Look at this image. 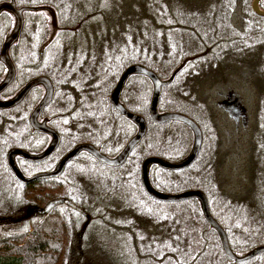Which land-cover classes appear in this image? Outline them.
<instances>
[{
  "label": "trees",
  "instance_id": "trees-1",
  "mask_svg": "<svg viewBox=\"0 0 264 264\" xmlns=\"http://www.w3.org/2000/svg\"><path fill=\"white\" fill-rule=\"evenodd\" d=\"M251 2L0 0V87L3 57L14 71L0 88V264H264V17ZM134 66L149 73L131 71L114 102ZM156 80L157 115L193 121L198 145L188 123L153 115ZM135 137L116 164L82 149L24 181L80 145L117 159ZM144 171L157 195L198 194L157 197Z\"/></svg>",
  "mask_w": 264,
  "mask_h": 264
},
{
  "label": "water",
  "instance_id": "water-1",
  "mask_svg": "<svg viewBox=\"0 0 264 264\" xmlns=\"http://www.w3.org/2000/svg\"><path fill=\"white\" fill-rule=\"evenodd\" d=\"M259 3H260V0H252L251 2V8H252V11L256 14V15H259L261 17H264V10H262L260 7H259ZM17 14L19 16V12L17 11ZM18 31V30H17ZM16 31V32H17ZM16 32L14 33L13 37L11 39L8 40V42L6 43L5 47L3 48V54H5V51H6V48L8 46V44H10L11 42H13V38L14 36L16 35ZM4 61L7 63L8 65V68H9V77L5 80L4 84L0 87L2 88L4 85L8 84L10 82V80L12 79L13 77V68H12V65L11 63L9 62V60L6 58L3 57ZM131 71H135V72H143V73H149L148 70H146L145 68H142L140 66H134V67H131L130 69H128L127 71H125V73L122 75V77L120 78V81L117 85V88L115 89L114 93H113V100L114 102H117V95H118V91L124 81V79L126 78V76L131 72ZM40 81H45V83H48V81L45 79V78H40L39 79ZM30 85L24 87L13 99H11L13 102L15 101H18L21 97V95L28 89ZM159 86H160V82L156 80V95L154 97V100H153V103H152V113L154 116L158 117L160 120H169V119H178V120H181V121H184L186 123H188L195 131V134H196V144L198 145L199 144V141H200V132H199V129L197 128V126L193 123V121H191L190 119H188L187 117L183 116V115H179V114H167V115H157L156 113V110H155V104H156V99H157V92L159 90ZM48 99V98H47ZM47 99L43 100L40 105L38 106L37 110L35 111L34 115L37 113L38 110L41 109V107L44 105V103L47 101ZM119 106V108L121 110L124 111V109L122 108L121 105L117 104ZM135 118V116H132ZM139 123H140V126H141V132L143 131L144 129V122L142 119L140 118H137ZM140 132V133H141ZM138 137V136H137ZM137 137L131 139L127 145V147L125 148V150L121 153V155L117 158V159H108L104 156H102L97 150H95L92 146L90 145H80L78 146L77 148H75L71 153H69L63 160L60 161L59 163V166H58V169L56 171H53V172H49V173H40V174H37V175H34L33 177L31 178H28V179H24V181L26 182H29V181H32V180H35L37 178H43V177H49V176H55L57 175L63 168V165L65 164V162L71 157L73 156L76 152H78L79 150H82V149H87L88 151L92 152L94 155H96L98 158H100L102 161L108 163V164H116L120 161L123 160V158L125 157V154L127 153V151L130 149V147L135 143ZM14 167V166H13ZM143 181H144V184L146 185V188L147 190L151 193V194H154L156 195L157 197H160V198H166V199H178V198H182V197H185L187 195H191V194H198V193H194V192H191V193H187V194H183V195H180V196H162V195H157L155 194L151 188L149 187L148 185V182H147V178H146V175H145V171H144V174H143ZM52 207V204H49L48 206H46L43 211H49L50 208ZM204 209L205 211L207 212V209H206V204H204ZM222 233V237H223V241H224V247L225 249L227 250V252L230 253L229 251V248H228V245H227V242H226V238Z\"/></svg>",
  "mask_w": 264,
  "mask_h": 264
},
{
  "label": "rangeland",
  "instance_id": "rangeland-1",
  "mask_svg": "<svg viewBox=\"0 0 264 264\" xmlns=\"http://www.w3.org/2000/svg\"><path fill=\"white\" fill-rule=\"evenodd\" d=\"M47 16L49 17V25L51 28V31H55L57 25H56V17H55V13L51 8H44Z\"/></svg>",
  "mask_w": 264,
  "mask_h": 264
}]
</instances>
